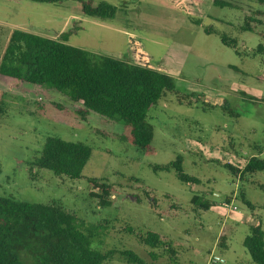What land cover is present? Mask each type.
Here are the masks:
<instances>
[{"label":"rangeland","instance_id":"rangeland-1","mask_svg":"<svg viewBox=\"0 0 264 264\" xmlns=\"http://www.w3.org/2000/svg\"><path fill=\"white\" fill-rule=\"evenodd\" d=\"M91 1L117 6L115 17L87 16L78 0H0V55L13 29L53 39L66 35L70 45L110 55H126L131 37L173 77L177 93L166 92L149 109L153 138L142 149L130 142L128 125L94 114L81 120L50 85L30 90L0 81V195L55 202L85 227L106 220L94 245L129 248L148 264H256L243 239L250 225L264 230V170L240 177L224 164L242 168L253 154L264 157V23L241 29L246 16L258 18L256 11L264 18V3L206 0L204 16L192 18L171 0ZM221 34L235 39V48ZM47 136L91 147L81 177L32 166ZM178 155L183 172L198 183L178 180L173 169L153 170ZM89 179L113 185L109 206L89 196ZM193 195L213 205L200 209ZM127 226L158 232L175 254L141 244ZM111 264L128 263L116 255Z\"/></svg>","mask_w":264,"mask_h":264},{"label":"trees","instance_id":"trees-1","mask_svg":"<svg viewBox=\"0 0 264 264\" xmlns=\"http://www.w3.org/2000/svg\"><path fill=\"white\" fill-rule=\"evenodd\" d=\"M32 1L51 3L61 0ZM78 1L81 11L87 16L112 19L117 12V6L106 1L95 5L91 0ZM205 1L171 0V3L194 18L204 16ZM211 1L219 6L230 5L227 0ZM257 1L264 3V0ZM255 14L262 16L260 11ZM259 16H246L241 29L252 30V23H264V18ZM193 20L199 24V20ZM205 32L209 30L205 29ZM220 38L225 45L235 48V39L225 34ZM0 81L30 90L50 85L69 100L72 111L81 120L94 114L128 125L130 142L142 149H148L153 138V126L147 117L149 109L166 92L177 93L173 77L162 65H153L149 53L134 38H129L126 55H110L70 45L66 35L53 39L21 29L10 32L1 52ZM53 106L62 109L58 104L53 103ZM221 106L232 113L225 102ZM254 147L260 150L259 145ZM258 154L250 156L242 168L230 163L224 166L232 175L240 174V177L262 171L264 157L260 156V151ZM90 155L91 147L82 142L47 136L32 166L48 169L56 176L79 178ZM169 169H173L182 182H199L196 177L183 172L181 155L167 164L153 166L154 171ZM88 181L89 196L99 207L109 206L113 185L103 179ZM146 197L149 198L148 192ZM153 201L151 206L155 205ZM190 201L204 210L213 205L199 195H193ZM246 203L253 207L248 201ZM105 222L85 227L73 212L55 202H26L0 195V264H111L116 255L128 264H148L129 248L101 249L95 246L96 241L101 242ZM125 231L151 249L162 248L169 254H175L170 244L164 242L156 231H134L131 226H127ZM220 237V246H225L224 236ZM243 245L253 262L264 264V230L260 223L250 225Z\"/></svg>","mask_w":264,"mask_h":264},{"label":"built area","instance_id":"built-area-1","mask_svg":"<svg viewBox=\"0 0 264 264\" xmlns=\"http://www.w3.org/2000/svg\"><path fill=\"white\" fill-rule=\"evenodd\" d=\"M233 208H235V207H233Z\"/></svg>","mask_w":264,"mask_h":264}]
</instances>
